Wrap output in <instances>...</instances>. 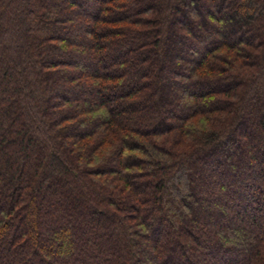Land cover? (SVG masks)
Wrapping results in <instances>:
<instances>
[{"label": "trees", "instance_id": "trees-1", "mask_svg": "<svg viewBox=\"0 0 264 264\" xmlns=\"http://www.w3.org/2000/svg\"><path fill=\"white\" fill-rule=\"evenodd\" d=\"M0 264H264V0H0Z\"/></svg>", "mask_w": 264, "mask_h": 264}, {"label": "rangeland", "instance_id": "rangeland-1", "mask_svg": "<svg viewBox=\"0 0 264 264\" xmlns=\"http://www.w3.org/2000/svg\"><path fill=\"white\" fill-rule=\"evenodd\" d=\"M184 10H187V8H183V13L185 14V16H188V14L184 11ZM180 15H177L176 17H174V26H173V28H176L175 29V31H177V29H181L182 27H184L183 26V23H182V21H181V19H180ZM186 19H188V17H186ZM189 20V19H188ZM192 20H194V19H192ZM192 20L190 21H187V25H190L191 23H192ZM176 23V24H175ZM74 33V32H73ZM172 37L173 38H171V40L169 41H167L165 44H164V46H163V48H164V52L163 53H161V54H157L156 53V57H157V64H159L160 65V67H161V71H160V73L162 74V76L164 77V78H168V79H172L171 78V72L173 71V70H175L176 69V67L173 65V59L177 56V52H175V51H177V48H176V43H175V37H177L175 34H173L172 33ZM236 35V34H235ZM237 35H238V33H237ZM230 37H233L234 38V35L233 36H231V35H228L227 36V38H230ZM168 44H170L173 48L171 49V50H167V45ZM86 45V44H85ZM166 46V47H165ZM152 60V59H151ZM155 60V61H156ZM156 63V62H155ZM89 69H92V67H89ZM167 72H170L169 73V76L167 75ZM170 83V82H169ZM173 84V83H172ZM171 84H169L167 87L169 88V86H170ZM156 89V91L157 90H159L160 91V93H158L159 94V100H158V102H159V106L161 107L162 106V108H163V111H169V110H173V111H176L177 110V107H175L170 101H169V98H168V89H157V88H155ZM59 98H61V97H59ZM82 100H88V97L86 98H84V96H82ZM173 105V106H172ZM178 112V111H177ZM179 114H181L180 112H178ZM161 124V123H160ZM73 131V130H72ZM249 134H250V137H252L251 136V133H250V131H249ZM211 161V160H210ZM204 165L202 164L201 165V167L200 168H202ZM196 169V171L195 172H192V173H186V177H185V180L187 181L188 179L190 180V181H194L195 180V178H194V176H198L197 175V168H195ZM198 173H200V172H198ZM185 181V182H186ZM195 182L197 183L196 184V186H195V189H198V181H196L195 180ZM50 184L51 183H49L47 186H50ZM205 186V185H204ZM203 188V187H202ZM202 188H201V190H202ZM200 190V191H201ZM193 190H191V195L192 196H194L195 195V191H193ZM44 210H47V207L44 209ZM250 230H251V228H249ZM42 236L43 237H41V239L43 240V242H42V244H44V246L45 245H48V242H47V237L45 236V235H43L42 234ZM152 262V261H151Z\"/></svg>", "mask_w": 264, "mask_h": 264}]
</instances>
